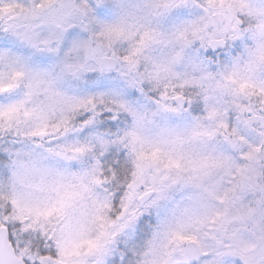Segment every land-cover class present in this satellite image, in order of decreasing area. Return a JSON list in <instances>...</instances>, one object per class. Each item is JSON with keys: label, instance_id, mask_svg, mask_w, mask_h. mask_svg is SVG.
Wrapping results in <instances>:
<instances>
[{"label": "snow or ice", "instance_id": "obj_1", "mask_svg": "<svg viewBox=\"0 0 264 264\" xmlns=\"http://www.w3.org/2000/svg\"><path fill=\"white\" fill-rule=\"evenodd\" d=\"M0 264H264V0H0Z\"/></svg>", "mask_w": 264, "mask_h": 264}]
</instances>
